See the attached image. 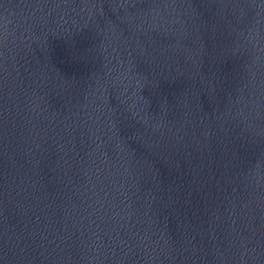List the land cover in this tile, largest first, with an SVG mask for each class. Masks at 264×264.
I'll return each mask as SVG.
<instances>
[{
  "label": "water",
  "instance_id": "1",
  "mask_svg": "<svg viewBox=\"0 0 264 264\" xmlns=\"http://www.w3.org/2000/svg\"><path fill=\"white\" fill-rule=\"evenodd\" d=\"M0 264H264V0H0Z\"/></svg>",
  "mask_w": 264,
  "mask_h": 264
}]
</instances>
